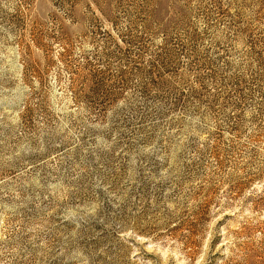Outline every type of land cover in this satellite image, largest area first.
I'll return each mask as SVG.
<instances>
[{"label": "rangeland", "instance_id": "obj_1", "mask_svg": "<svg viewBox=\"0 0 264 264\" xmlns=\"http://www.w3.org/2000/svg\"><path fill=\"white\" fill-rule=\"evenodd\" d=\"M0 264H264V0H0Z\"/></svg>", "mask_w": 264, "mask_h": 264}, {"label": "trees", "instance_id": "obj_2", "mask_svg": "<svg viewBox=\"0 0 264 264\" xmlns=\"http://www.w3.org/2000/svg\"><path fill=\"white\" fill-rule=\"evenodd\" d=\"M210 205V202H208L207 206ZM209 215V211H206L201 219H207V216Z\"/></svg>", "mask_w": 264, "mask_h": 264}]
</instances>
